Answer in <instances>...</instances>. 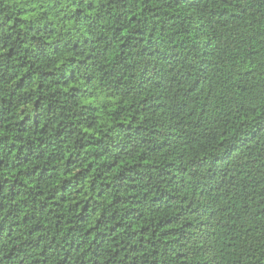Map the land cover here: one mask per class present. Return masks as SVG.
<instances>
[{
    "label": "trees",
    "instance_id": "16d2710c",
    "mask_svg": "<svg viewBox=\"0 0 264 264\" xmlns=\"http://www.w3.org/2000/svg\"><path fill=\"white\" fill-rule=\"evenodd\" d=\"M0 264H264V0H0Z\"/></svg>",
    "mask_w": 264,
    "mask_h": 264
}]
</instances>
